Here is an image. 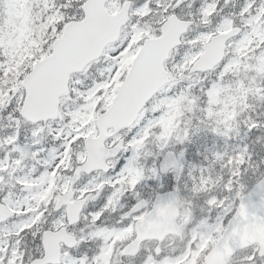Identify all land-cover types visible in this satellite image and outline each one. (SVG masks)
Wrapping results in <instances>:
<instances>
[{
    "label": "snow or ice",
    "instance_id": "1",
    "mask_svg": "<svg viewBox=\"0 0 264 264\" xmlns=\"http://www.w3.org/2000/svg\"><path fill=\"white\" fill-rule=\"evenodd\" d=\"M0 264H264V0H0Z\"/></svg>",
    "mask_w": 264,
    "mask_h": 264
}]
</instances>
